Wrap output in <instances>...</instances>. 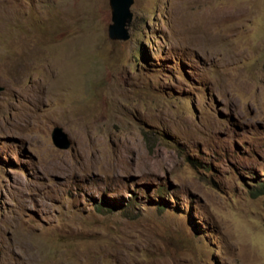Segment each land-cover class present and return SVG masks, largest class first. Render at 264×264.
Segmentation results:
<instances>
[{
	"label": "rangeland",
	"instance_id": "374dc122",
	"mask_svg": "<svg viewBox=\"0 0 264 264\" xmlns=\"http://www.w3.org/2000/svg\"><path fill=\"white\" fill-rule=\"evenodd\" d=\"M131 12L0 0V264H264V0Z\"/></svg>",
	"mask_w": 264,
	"mask_h": 264
},
{
	"label": "water",
	"instance_id": "95a60500",
	"mask_svg": "<svg viewBox=\"0 0 264 264\" xmlns=\"http://www.w3.org/2000/svg\"><path fill=\"white\" fill-rule=\"evenodd\" d=\"M135 0H109L112 12V23L108 28L109 38L113 41L125 42L130 39L129 29L133 21L131 8ZM3 89L0 87V94ZM54 145L60 150H68L71 146L67 135L60 127L54 129L52 133Z\"/></svg>",
	"mask_w": 264,
	"mask_h": 264
},
{
	"label": "trees",
	"instance_id": "16d2710c",
	"mask_svg": "<svg viewBox=\"0 0 264 264\" xmlns=\"http://www.w3.org/2000/svg\"><path fill=\"white\" fill-rule=\"evenodd\" d=\"M261 187H263V188H264V183L261 185Z\"/></svg>",
	"mask_w": 264,
	"mask_h": 264
},
{
	"label": "bare ground",
	"instance_id": "6f19581e",
	"mask_svg": "<svg viewBox=\"0 0 264 264\" xmlns=\"http://www.w3.org/2000/svg\"><path fill=\"white\" fill-rule=\"evenodd\" d=\"M86 134V133H85ZM86 141V140H85Z\"/></svg>",
	"mask_w": 264,
	"mask_h": 264
}]
</instances>
